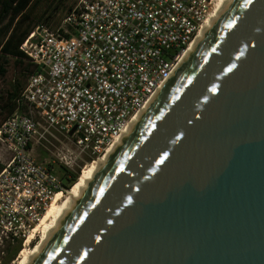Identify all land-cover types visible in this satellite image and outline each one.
Returning <instances> with one entry per match:
<instances>
[{
	"label": "water",
	"instance_id": "obj_1",
	"mask_svg": "<svg viewBox=\"0 0 264 264\" xmlns=\"http://www.w3.org/2000/svg\"><path fill=\"white\" fill-rule=\"evenodd\" d=\"M30 264H264V0L229 2Z\"/></svg>",
	"mask_w": 264,
	"mask_h": 264
},
{
	"label": "built area",
	"instance_id": "obj_2",
	"mask_svg": "<svg viewBox=\"0 0 264 264\" xmlns=\"http://www.w3.org/2000/svg\"><path fill=\"white\" fill-rule=\"evenodd\" d=\"M214 1L78 0L56 29L28 35L19 47L32 67L25 112L0 124V249L25 238L66 192L33 144L53 132L68 140L73 148L56 153L68 171L79 155L102 156L172 77Z\"/></svg>",
	"mask_w": 264,
	"mask_h": 264
},
{
	"label": "rangeland",
	"instance_id": "obj_3",
	"mask_svg": "<svg viewBox=\"0 0 264 264\" xmlns=\"http://www.w3.org/2000/svg\"><path fill=\"white\" fill-rule=\"evenodd\" d=\"M77 1L78 0H68L64 5L61 6L58 4V0H29L27 5L28 8L26 9L28 16L26 15L22 20L23 27L27 26L28 28L33 29V31H37V29L40 27H44L42 26L43 20L49 16H52L49 26L51 29H56L60 25L62 19L68 14L69 10L76 4ZM56 7H58V11L54 13L53 9ZM25 63H18L15 59L11 58L5 66L6 72L3 75L0 74V124L7 117L13 114L9 112L11 106L9 93L17 83L21 85L25 83L28 71L30 70V66L26 65ZM3 65H5L4 62L0 61V66L3 67ZM18 112L24 113L25 107L23 106L18 110ZM51 134L52 135H44L43 138L39 139L37 144H33L32 155L37 162L42 164L51 165L52 162H54L53 170L55 174L58 177L63 178L65 172H63V170H61L57 164L58 162L56 159V153L62 151L65 148L73 147L68 140L64 139L60 135L54 132ZM2 160L3 159L0 161ZM94 160L95 159H92L87 155H79L76 159L75 165L73 166L72 170H69V172L76 175L77 179L83 167ZM0 166L2 167V164H0ZM69 188L63 193H67ZM26 240L27 236L13 242H3L2 248L0 249V264H18L20 261V251L24 249ZM35 242L36 240L33 241L30 246H32ZM18 246L19 251L15 254L13 260L9 261V258Z\"/></svg>",
	"mask_w": 264,
	"mask_h": 264
},
{
	"label": "bare ground",
	"instance_id": "obj_4",
	"mask_svg": "<svg viewBox=\"0 0 264 264\" xmlns=\"http://www.w3.org/2000/svg\"><path fill=\"white\" fill-rule=\"evenodd\" d=\"M230 1L231 0L214 1L213 7L202 23L198 34L181 55L172 76L178 71V69L199 43L204 33L211 26V24L222 14ZM166 84L167 82L163 86H161L160 89L149 99L144 108L132 119L125 132L114 141L111 147H109L102 156L98 157L97 159L83 167L71 189H69L67 193H55L52 201L46 208V211L44 212L40 220L28 232L24 249L20 251V261L18 262V264H30L38 256L49 238L52 236L61 222L65 219L71 209L75 206L80 196L93 181L97 173H99L112 153L132 131L135 124L139 121V119H141L152 102L159 96ZM35 240L36 242L32 246H30L31 243Z\"/></svg>",
	"mask_w": 264,
	"mask_h": 264
},
{
	"label": "trees",
	"instance_id": "obj_5",
	"mask_svg": "<svg viewBox=\"0 0 264 264\" xmlns=\"http://www.w3.org/2000/svg\"><path fill=\"white\" fill-rule=\"evenodd\" d=\"M68 0H58L59 5H64ZM29 0H0V61L4 62L5 65L0 66V74L3 75L6 70L5 66L8 63L9 59L13 58L18 63H25L24 55L19 50L20 45L25 41L30 33L33 32V29L23 27V18L27 15L26 9L28 8ZM54 13L58 11V7L53 9ZM25 14V15H24ZM28 16V15H27ZM52 16H49L42 22V26L51 29L50 21ZM58 26V25H57ZM53 30V29H51ZM26 65L30 66L27 77L32 72V67L28 63ZM26 77V80H27ZM26 81L23 85L17 83L15 87L9 93V99L11 100L10 113H14L16 110L21 109L19 105V99L21 92L24 89ZM1 170V166H0ZM61 170L65 172L64 181L65 189H68L71 185L74 184L76 180V175L70 173L68 170ZM70 187V188H71ZM69 188V189H70ZM19 251V246L14 251V253L9 258V261H12L15 254Z\"/></svg>",
	"mask_w": 264,
	"mask_h": 264
}]
</instances>
